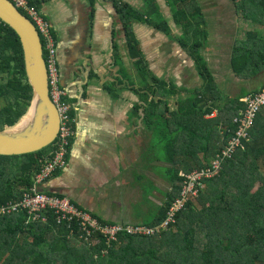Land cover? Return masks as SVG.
<instances>
[{
  "label": "trees",
  "instance_id": "16d2710c",
  "mask_svg": "<svg viewBox=\"0 0 264 264\" xmlns=\"http://www.w3.org/2000/svg\"><path fill=\"white\" fill-rule=\"evenodd\" d=\"M103 1L111 2L116 9L139 77L151 82L142 85L152 100L143 109L144 128H140V133L148 135V140L156 135L154 146L161 153L154 156L153 166L160 168L159 173L167 180L166 191L159 204L150 202L156 206L151 215H147L148 205L142 212L140 202L131 204L134 214L141 218L135 223L103 220L65 194L38 190L36 178L43 174L41 166L53 151L54 142L33 153L0 155V264H264V108L246 130L247 140H241V147L222 163L216 176L198 179L194 196L186 192L188 177L193 172L211 169V159L220 154L237 129L232 119L244 108L241 99L263 89L264 84L251 92L241 90L235 96L223 94L200 56L208 35L201 4L198 0H167L170 6H176V17L172 20L183 32L182 37H192L189 53L183 43L179 40L176 43L191 58L197 79L203 83L198 88H182L192 96L176 100L171 106L168 94L179 92L181 87L159 82L151 75L130 32L132 23L136 22L169 34L165 20H162L164 25H151L143 17L155 12L162 19L159 4L148 0L137 9L123 0ZM27 2L40 12L38 0ZM167 2L165 7L169 10ZM231 2L238 20L242 18L250 26L261 27L245 31L242 38L237 37L236 29L228 62L236 78L250 79L264 70L261 32L264 0ZM191 15L198 21L194 22ZM196 63L203 67L197 68ZM30 97L20 42L15 32L0 21V130L17 122L25 113ZM212 109H216V116L205 118ZM72 111L70 107L71 115ZM158 162L168 166L156 165ZM66 165L67 162L55 168L45 181L59 176ZM134 174L135 179L145 177L137 171ZM26 194L66 199L79 212L96 219L101 228L116 226L120 230L108 238L97 230L80 226L75 219L67 223L65 213L51 207L11 210ZM176 200L181 201V206L175 209L165 229L153 234L127 232L129 228L159 227Z\"/></svg>",
  "mask_w": 264,
  "mask_h": 264
},
{
  "label": "crops",
  "instance_id": "0c3cea01",
  "mask_svg": "<svg viewBox=\"0 0 264 264\" xmlns=\"http://www.w3.org/2000/svg\"><path fill=\"white\" fill-rule=\"evenodd\" d=\"M38 1L40 13L49 21L55 39L58 82L75 121L67 165L46 184V189L65 194L103 220L135 223L141 218L131 216V204L140 202V208H146L148 202L154 203L153 195L143 197L139 186L143 180L146 182V177L153 179V171H131L121 155L127 153L126 141L142 135L139 128L130 129L128 114L134 111L132 119L142 122L143 109L152 96L139 85L138 70L116 9L103 0ZM126 1L133 7L131 0ZM132 24L130 32L139 44L145 68L156 80L172 81L179 88L175 78L185 77L182 60L186 62L188 55L176 41L164 35L163 47L161 42L149 38L158 34L151 26L142 24V29L136 22ZM190 62L193 68L194 63ZM147 80L143 81L150 85ZM136 171L145 177L134 178L135 183L131 174L134 177ZM131 189L134 191L130 194Z\"/></svg>",
  "mask_w": 264,
  "mask_h": 264
},
{
  "label": "rangeland",
  "instance_id": "374dc122",
  "mask_svg": "<svg viewBox=\"0 0 264 264\" xmlns=\"http://www.w3.org/2000/svg\"><path fill=\"white\" fill-rule=\"evenodd\" d=\"M147 1L148 0H131V4L133 5V7L134 6L144 7V3H146ZM164 1L167 2V0H159V2L161 3L163 13L168 14V9L167 7H165L166 2ZM198 1L201 4V6H204V7L206 6V8H203V10L205 9V12L208 13L207 15H208V23H209L208 36H207V39H205L204 49L201 51L200 56L204 60L206 64V68L210 70V72L212 73L211 75L212 77L215 78V83L218 84L223 94L229 95V96H235V95H238L241 90H246V91L251 92L253 89L257 88L258 85L260 86L264 84V70L262 73L250 79H241V78H236L235 75L231 73L228 67V62L231 56L232 45L234 44L233 42L236 36V29L238 28L237 37L242 38L244 37L245 31L254 30L255 28H261V27L254 26V25L250 26L247 24V22H244L242 18L241 20L240 19L238 20V17L234 13H231L232 21L226 22L224 28L222 26L218 27L216 24V20H215L218 14V12L216 11L219 8L223 9L222 5L224 7H227L228 9L229 7H233L231 0H223V4L217 3V5H216V2H211V1H218V0H198ZM156 2L158 4V0H156ZM168 7H169V16H170L169 20H172L173 17H176V13H177L176 6L174 4L172 6L168 4ZM143 17L147 19V21L150 22L151 25L152 23L164 25V23L162 22V20L164 19L163 18L161 19L158 13L153 12V14L149 16H143ZM191 19H193L194 22L198 21L197 20L198 18L193 15H191ZM169 20L165 21V25L166 27H168V29L169 27H171ZM142 27L143 26L140 25V28ZM262 28L263 29L261 30V32L262 34H264V25H262ZM154 31H155V34L158 33L157 35L159 36L160 39H157V42L158 43L161 42L160 43L161 47H163V39L160 34H163L165 38L168 40L171 39L174 42L179 40L180 43H183L184 49L189 53L190 45L192 44L191 43L192 37H189V38L185 36L182 37L181 31L178 34L179 36H177L176 38L171 33L168 34L164 30L158 31L154 29ZM149 38H153L154 40V35L152 34V36H150ZM44 55H45V52H44ZM196 66L197 68L200 66L203 67L202 64L198 65V63H196ZM194 70L191 68V71H190L191 73L193 72L192 75L194 76V77L190 76V79L194 78L192 81H190L188 78L189 71H187L188 73L186 72L187 76L185 75L183 79H181V75H179L178 78H175V80L177 81V84L179 85V87H181V90H178L179 92L177 93L172 92L171 94L170 93L168 94L167 99H169L168 102L171 104V106H174L173 103L176 100L184 99L186 97L192 96V93L186 92L182 90V88H185V89L192 88L193 89V88H198L203 85L202 81L200 79H197V75ZM145 74H146V71L144 72V75ZM147 76L148 75H146V77ZM159 82H164V81H159ZM143 84H145V82L142 81V79L140 78L139 85L142 86ZM261 90L264 91V88ZM139 111L140 110H138V113ZM131 114H135V112L131 111L128 114L127 116L128 118L127 121L129 122L128 126L130 127V129H132L133 127L139 128V131H140V128H144L142 127L144 123L143 122L141 123L140 120L132 119ZM215 116H216V109H212L211 113L205 116V118H213ZM132 122H137V123L133 125ZM147 136L148 135H144V134L138 135L137 134L136 139H133L132 141L130 140L126 141L127 142V153L124 152L122 153L121 156L123 160L126 162L127 168H129L128 165H130L131 171L137 168H153V179H151L150 177L148 178L146 177V182L145 180H143L141 183H139V186L141 190L143 191V193H147L148 195L149 194L153 195L152 202H154L155 204H159L160 201L162 200V193L166 191L165 184L167 180L159 173L161 169L154 168L153 166L154 156L156 157L158 153H161V150L158 149V146L156 145L154 146V144H156L154 140L156 139V135L155 134L153 135L154 139L150 138L149 140L147 139ZM144 158H147L148 161L144 160ZM155 164L156 165L162 164L163 166L164 165L168 166L167 164H164L163 162H158ZM123 167L119 168L120 171L123 170ZM131 175H132V180L136 183L133 177V174ZM42 190L44 189H41V191ZM133 191L134 190L131 189L130 194ZM132 197L133 199L134 197H136V192L132 194ZM155 204H151L150 202H148L149 212L147 213V215H151L152 210L153 209L155 210V207H156ZM141 210L145 211L146 208L142 207ZM133 215H134V212H131V216Z\"/></svg>",
  "mask_w": 264,
  "mask_h": 264
},
{
  "label": "built area",
  "instance_id": "2783aa9c",
  "mask_svg": "<svg viewBox=\"0 0 264 264\" xmlns=\"http://www.w3.org/2000/svg\"><path fill=\"white\" fill-rule=\"evenodd\" d=\"M16 9L22 12L31 21L35 27L40 41L45 52V66L47 70V79L49 87V96L53 104L56 106L59 113V129L57 142L53 145V151L50 152V158L46 159L42 168L43 174L36 178V183L40 184L44 181L55 168H61L65 165L66 154L69 147V139L73 133V123L74 119L70 115L69 106L64 102L65 93L58 86V68L56 62V50H55V39L51 34L50 23L45 19L42 14L33 6H30L27 0H9ZM245 109L239 113V115L234 118V122L237 124L238 128L234 134V137L230 140V145L224 152L225 156H229L234 147L237 146L241 138H246V130L252 125L256 114L261 107L264 106V91L258 93L250 94L246 99H244ZM218 161H215L211 169L201 171L200 173L193 172L188 178L189 183L186 187V192L190 193L192 196L195 195V182L200 178H211L217 173ZM40 190V187L38 188ZM181 206V201L176 200L173 207L170 208L167 214V219L159 226L152 229H144L141 227L129 228L127 232L132 234H153L154 232H159L161 229H165L167 223L173 217L176 208ZM46 207L56 208V210L65 213L67 223L75 219L79 222L82 227H89L93 230L99 231L101 234L108 236V238H113L117 231L120 230L119 227H104L101 228L100 224L93 219L87 213H81L75 207L69 205L66 199H58L54 197H49L47 195H35L30 196L26 194L22 201H20L15 206L11 207V210L17 208L28 209L31 211H36L39 209H44Z\"/></svg>",
  "mask_w": 264,
  "mask_h": 264
},
{
  "label": "water",
  "instance_id": "95a60500",
  "mask_svg": "<svg viewBox=\"0 0 264 264\" xmlns=\"http://www.w3.org/2000/svg\"><path fill=\"white\" fill-rule=\"evenodd\" d=\"M0 21L18 37L31 91L25 113L13 125L0 130V155L37 152L55 140L60 123L58 110L49 96L41 43L33 24L9 0H0Z\"/></svg>",
  "mask_w": 264,
  "mask_h": 264
},
{
  "label": "clouds",
  "instance_id": "9594fccd",
  "mask_svg": "<svg viewBox=\"0 0 264 264\" xmlns=\"http://www.w3.org/2000/svg\"><path fill=\"white\" fill-rule=\"evenodd\" d=\"M159 4V3H158ZM168 9V8H167ZM19 11V10H18ZM20 12V11H19ZM168 12H169V10H168ZM21 14H23L22 12H20ZM24 15V14H23ZM168 15H169V13H168ZM25 16V15H24ZM26 17V16H25ZM27 19H28V17H26ZM29 20V19H28ZM30 21V20H29ZM31 22V21H30ZM170 25L171 26H173V25H175L174 23H173V20L172 21H170ZM50 30H51V27H50ZM37 32V31H36ZM38 34V33H37ZM39 36V35H38ZM39 40H40V38H39ZM40 43H41V41H40ZM41 47H42V53H43V58L45 57V55H44V52H43V46H42V43H41ZM190 59V58H189ZM191 60V59H190ZM44 62H45V60H44ZM56 62H57V60H56ZM46 67V66H45ZM193 70L195 69L194 67L192 68ZM194 79V78H193ZM192 79V80H193ZM191 80V81H192ZM58 86H59V82H58ZM59 88H60V86H59ZM260 91H263V90H259L258 92H260ZM258 92H255V93H258ZM251 94H254V93H251ZM250 95V94H249ZM248 95V96H249ZM248 96H246L245 98H242L241 99V101L244 103V99H246ZM65 97V96H64ZM64 102H65V100H64ZM66 103V102H65ZM67 104V103H66ZM68 105V104H67ZM69 106V105H68ZM264 108V106L263 107H261L260 108V110L258 111V113L262 110ZM245 109V103H244V108L242 109V110H240L239 111V113L241 112V111H243ZM69 112H70V106H69ZM239 113H238V115H239ZM257 113V114H258ZM256 114V115H257ZM71 115V114H70ZM238 115H236L235 117H233V119H232V123H234V124H236L233 120H234V118H236ZM72 116V115H71ZM73 117V116H72ZM236 126H237V124H236ZM237 128H238V126H237ZM72 129H73V133H72V135H71V137H70V139H69V147H68V151H67V154H66V159H65V163L67 162V156L69 155V152H70V147H71V142H72V138H73V136H74V133H75V121H74V123H73V126H72ZM237 130V129H236ZM236 130H235V132H236ZM235 132H234V134H235ZM234 134L228 139V142H227V145L221 150V152H220V154H215V156L211 159V161H210V165H211V168H212V165H213V163L215 162V161H218V163H219V165H218V169H217V173L220 171V168H221V166H222V163L226 160V159H231L233 156H234V154H235V152H236V150H237V148H240L241 147V140H247V137L246 138H241L240 139V142H239V144L237 145V146H235L234 147V149H233V151H232V153L229 155V156H225V151L227 150V148L229 147V145H230V140H231V138L232 137H234ZM57 136H58V134H57ZM56 140H57V137L55 138V140L53 141L54 143L56 142ZM54 143H53V145H54ZM50 146H51V144H50ZM50 152H52V151H50ZM49 157H51L50 156V153H49V156L46 158V159H48ZM45 162V161H44ZM44 162H43V164H42V166H41V168L43 167V165H44ZM216 173V174H217ZM216 174L213 176V177H211V178H214L215 176H216ZM211 178H209V179H211ZM52 179L51 178H49L47 181H42L40 184H39V187H40V190L41 189H46V184L48 183V182H50ZM88 214V213H87ZM89 215V214H88ZM94 219V218H93ZM96 220V219H95ZM97 221V220H96ZM101 225V224H100ZM103 226H107V225H103Z\"/></svg>",
  "mask_w": 264,
  "mask_h": 264
},
{
  "label": "flooded vegetation",
  "instance_id": "af4514ba",
  "mask_svg": "<svg viewBox=\"0 0 264 264\" xmlns=\"http://www.w3.org/2000/svg\"><path fill=\"white\" fill-rule=\"evenodd\" d=\"M123 1H126V0H123ZM127 2V1H126ZM211 2H216V5H217V3H221V4H223V0H218V1H211ZM158 3H159V6H160V8H161V3L158 1ZM142 7V6H141ZM222 7H223V9H218L216 12H218V14H217V16H216V18H215V20H216V24H217V26L219 27V26H222L223 28L225 27V24H226V22H228V21H232V18H231V13H234V12H232L233 10H230V9H232L231 7H229V9L227 8V7H224L223 5H222ZM138 8H140V7H137V9ZM202 8H206V6L204 7V6H202ZM161 16H162V18L166 21V20H169V15L167 14V13H163V10L161 9ZM208 13H206L205 12V9L203 10V17H204V26H205V30L207 31V33H208V31H209V23H208V15H207ZM235 14V13H234ZM207 18V19H206ZM137 25H142V24H137ZM177 26L176 25H173L172 26V28L171 27H169V29H170V33L173 35V36H175V37H177L178 36V34H179V29L178 28H176ZM174 28V29H173ZM183 32L181 31V34H182ZM208 36V35H207ZM161 37L163 38V34H161ZM219 38V37H218ZM157 39H160L159 38V36L158 35H154V41L156 42L157 41ZM206 39H207V37H206ZM163 40H165V38H163ZM190 57H188L187 58V60H186V62H184L183 60H182V62H183V69L184 70H186V71H189V73H190V75L191 76H193L192 75V73L190 72L191 71V62H190V64H189V61H190V59H189ZM194 77V76H193Z\"/></svg>",
  "mask_w": 264,
  "mask_h": 264
}]
</instances>
